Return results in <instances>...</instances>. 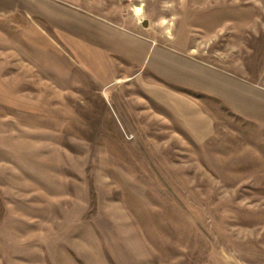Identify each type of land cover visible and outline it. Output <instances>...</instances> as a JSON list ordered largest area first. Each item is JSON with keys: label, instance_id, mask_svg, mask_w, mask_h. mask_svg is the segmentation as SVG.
<instances>
[{"label": "rangeland", "instance_id": "374dc122", "mask_svg": "<svg viewBox=\"0 0 264 264\" xmlns=\"http://www.w3.org/2000/svg\"><path fill=\"white\" fill-rule=\"evenodd\" d=\"M54 2L264 93V0ZM17 21L0 20V264H264V110L124 60L95 76L50 25L54 49L21 60Z\"/></svg>", "mask_w": 264, "mask_h": 264}, {"label": "crops", "instance_id": "0c3cea01", "mask_svg": "<svg viewBox=\"0 0 264 264\" xmlns=\"http://www.w3.org/2000/svg\"><path fill=\"white\" fill-rule=\"evenodd\" d=\"M12 18L24 22L14 29L20 33V39L12 42L16 49L29 50V55L25 54L26 58L21 60H37L33 57L36 50L54 49V39L46 27L50 25L61 35L64 46L80 65L86 66L95 76L104 73L115 78V61L124 60L149 70L164 81L216 96L232 108L237 106L234 108L237 112L246 108L247 113L254 112L257 118L256 114L264 110V93L258 89L235 78L231 81L230 76L220 71L79 9L55 4L54 0H0V20ZM98 78L103 79L101 75Z\"/></svg>", "mask_w": 264, "mask_h": 264}, {"label": "clouds", "instance_id": "9594fccd", "mask_svg": "<svg viewBox=\"0 0 264 264\" xmlns=\"http://www.w3.org/2000/svg\"><path fill=\"white\" fill-rule=\"evenodd\" d=\"M163 7L167 9V8H170V7H172V5H171L170 3H168V2H167V0H165V4L163 5ZM139 22L141 23V22H142V20H141V21H139Z\"/></svg>", "mask_w": 264, "mask_h": 264}, {"label": "water", "instance_id": "95a60500", "mask_svg": "<svg viewBox=\"0 0 264 264\" xmlns=\"http://www.w3.org/2000/svg\"><path fill=\"white\" fill-rule=\"evenodd\" d=\"M143 26H144V27H146V26H147V22H146V21L143 23Z\"/></svg>", "mask_w": 264, "mask_h": 264}]
</instances>
